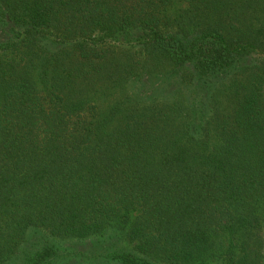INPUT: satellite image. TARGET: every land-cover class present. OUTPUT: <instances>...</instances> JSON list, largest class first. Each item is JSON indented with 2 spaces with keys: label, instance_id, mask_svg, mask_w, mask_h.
Wrapping results in <instances>:
<instances>
[{
  "label": "trees",
  "instance_id": "1",
  "mask_svg": "<svg viewBox=\"0 0 264 264\" xmlns=\"http://www.w3.org/2000/svg\"><path fill=\"white\" fill-rule=\"evenodd\" d=\"M185 2L0 0V264H264V0Z\"/></svg>",
  "mask_w": 264,
  "mask_h": 264
},
{
  "label": "rangeland",
  "instance_id": "2",
  "mask_svg": "<svg viewBox=\"0 0 264 264\" xmlns=\"http://www.w3.org/2000/svg\"><path fill=\"white\" fill-rule=\"evenodd\" d=\"M186 6H187V4H186L185 0H174V6H173L174 9L171 10V12L173 14L178 13V12H180L181 9L185 8ZM100 34L103 36V32H101V31L96 32L94 34L93 38H95V36H99ZM0 37H1V39H3V37L6 38L5 35H1ZM134 39H135V36L133 37V39H127V40H124V39L121 40L120 39L119 40L120 45H117L118 49H122L124 51L128 50V51H131L132 53H134L138 49V46H137L138 44L136 43V40H134ZM106 44H108V43L102 42L98 45V47L108 46ZM55 47H60V46H55ZM62 47H64V49L67 50V49H69V47H71V45H63ZM109 58H112V56L110 55ZM136 61H137V59H136ZM263 61H264L263 57H260L258 54H256V55L253 54V55H249L248 57H245L240 62H242L243 65H249L250 66V65H260V64H262ZM102 63L104 64L105 62H100L99 64H102ZM95 71H114V67H112L111 64H104L100 67H97ZM126 71H128V69H126ZM140 71H146V70L141 69ZM165 71H173V70L168 68ZM176 71H186V70L179 69ZM34 75H35V73H34ZM156 80L157 79H154L153 77H151L148 79V82H147L148 87L150 89H152L153 97H158L159 95H163V94H164V96H172L175 93V88L167 85L166 83L164 84L165 85L164 89L156 86ZM143 88H144V85L142 83L139 84L136 81L135 82L131 81V82L127 83L126 85H124L122 88L112 89L110 92H107L106 94H104L102 96V99L100 101H98L96 104H98V106L100 108H106L108 105L114 103L115 101H117L121 98L137 96V94L140 93L141 90H143ZM37 89L39 92L42 91L41 86H38ZM90 242H92V241H84V242H82V244L80 246L81 247L82 246L88 247L89 245H91ZM73 244L75 247L78 246L75 243H73ZM103 244H101L99 247H102ZM125 246H126L127 250H130L132 247L131 245L127 244L126 242H125Z\"/></svg>",
  "mask_w": 264,
  "mask_h": 264
}]
</instances>
